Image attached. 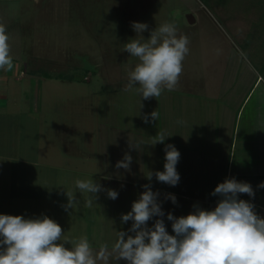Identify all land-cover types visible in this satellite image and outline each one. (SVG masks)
<instances>
[{"label": "crops", "instance_id": "obj_1", "mask_svg": "<svg viewBox=\"0 0 264 264\" xmlns=\"http://www.w3.org/2000/svg\"><path fill=\"white\" fill-rule=\"evenodd\" d=\"M54 16L56 12L42 9L39 0H0V24L10 37L13 57L11 69H0V214L26 218L47 215L60 224L62 233L86 234L99 247L104 243L111 245L117 231L130 227L131 221L121 223L120 217L131 210L132 202L144 190L142 185L151 183L153 190L160 192L158 199L163 201L165 213L170 211L180 217L192 212L193 205L210 210L208 202L219 197L210 193L218 183L235 177L251 184L255 210L264 215V191L257 187L262 182L260 178H264V87L254 107L253 132L242 126L245 104L257 85L264 86L260 75L243 101L231 105L232 91L223 89L222 81L221 87L216 89L208 87L203 78L181 73L175 89L165 90L157 97L163 119L135 122L136 127L130 128L128 138L111 141V153L106 150L111 144L103 140L90 142L94 143L90 151L82 152L76 146L80 138L73 135L77 128L72 123L73 112L66 110L69 104H64L59 120L55 114L58 110L55 96L66 92L72 83L85 82L70 74H57L52 69L56 60L50 56L51 50L55 54L62 32L63 43L67 44V26H60ZM53 22L58 27L53 26ZM43 49L48 50L47 53ZM98 78L99 74L87 81L90 82L88 92L90 88L98 89ZM128 92H134L129 96L131 103L138 96L134 105L139 110L142 98L135 91ZM231 113L229 125L220 121ZM113 126L112 134H107L106 138L123 137L124 123L115 122ZM150 128H156L155 134ZM158 131L170 136L160 143L161 171L165 163L164 146L173 144L180 152L176 165L180 181L176 186L159 182L155 176L151 181L146 177L147 144ZM139 138H143L146 145L141 150L130 147L129 141ZM250 145L255 157L251 164L247 161ZM125 153L133 158L130 170L117 169L116 162L123 159ZM156 170L157 166L151 169ZM87 177L101 183L105 190L118 191V197L112 200L106 191H101L94 201L95 206L88 208L84 197L76 192V199L80 200L78 208L65 211V191L76 179ZM256 177L258 180L254 179ZM168 193L176 196V204L164 199ZM164 219L167 231L173 234L171 222L166 216ZM148 223L151 225L152 221ZM65 246L71 247L67 242Z\"/></svg>", "mask_w": 264, "mask_h": 264}, {"label": "clouds", "instance_id": "obj_2", "mask_svg": "<svg viewBox=\"0 0 264 264\" xmlns=\"http://www.w3.org/2000/svg\"><path fill=\"white\" fill-rule=\"evenodd\" d=\"M136 33L124 43V51L136 57L133 70L128 74L126 89L135 91L143 100L160 97L162 93L175 89L183 70V61L189 53V38L177 35L173 22H165L150 31L147 39L142 33L148 30L147 23L132 22ZM10 37L0 24V69H11ZM143 107L140 99V108ZM159 111L153 110L142 117L145 123L157 121ZM182 123V121H178ZM167 137L164 131L151 137L150 144H163ZM130 147L141 150L146 142L143 138L130 142ZM163 171H147V179L155 176L159 182L176 186L180 181L177 163L180 152L173 144L164 146ZM132 156L125 153L116 162L117 169L130 170ZM258 188H264L262 181ZM138 199L132 202L131 210L121 214V223L131 221L127 230L117 231L115 241L96 247L84 234L69 236L62 233L58 222L47 215L26 218L23 215L0 214V264H264V217L255 210L251 200L239 199L244 193L254 198L250 183L235 177L218 183L212 193L220 197L213 210L193 205L194 210L186 216L176 217L165 213L159 200L160 192L154 191L151 183ZM106 191L107 197L115 200L119 193L104 189L92 177L78 178L65 191V211L78 208L80 200L75 193L84 197L85 207L95 206L98 193ZM176 204L177 198L168 193L164 197ZM165 216L171 222L173 234L166 229ZM149 221H152L149 225ZM65 242L71 247H66Z\"/></svg>", "mask_w": 264, "mask_h": 264}, {"label": "rangeland", "instance_id": "obj_3", "mask_svg": "<svg viewBox=\"0 0 264 264\" xmlns=\"http://www.w3.org/2000/svg\"><path fill=\"white\" fill-rule=\"evenodd\" d=\"M39 2L42 9L56 12L54 17L60 26H67V44L63 43L62 32L55 54L51 50L50 56L56 60L52 69L57 74H70L85 82L72 83L66 92L62 91V94L55 96V106L58 108L55 114L58 120L64 113L62 110L65 103L69 104L66 110L73 112L72 123L77 127L73 135L80 138L76 146L82 152H89L95 142L103 140L111 144L106 149L111 153V141L128 138L130 128H135L137 121L143 120L144 114L156 109L160 111L155 97L142 99L143 107L139 110L135 108L138 96L131 103L129 96L134 92H128L125 87L129 72L138 63L136 57L124 51V43L136 36L131 26L133 21L147 23L148 30L142 33L145 39L160 24L175 23L177 35H186L189 38L190 51L183 61L182 73L201 80L203 78L205 84L211 88H220L222 81V88L232 91L231 105L243 101L244 95L259 75L264 79V0ZM57 23L53 22L52 25L58 27ZM43 50L46 53L48 51ZM97 74L100 75V82L97 80L99 87L90 88L91 91L88 92L90 82L87 81L94 79ZM263 87H255L243 109L242 126L249 132H253L254 107ZM133 108L136 109L135 112ZM231 116L232 113L227 114L220 121L229 125ZM161 119L162 114L157 122ZM217 121L219 125L220 121ZM115 122L124 123L126 126L123 137L106 138L107 134H112L111 129ZM155 129L150 128V131L154 133ZM90 142L94 143L91 145ZM150 142L151 140L148 144ZM147 146L148 153L144 157L146 163L148 162L147 170L157 166V170L161 171V144ZM118 147H121V142H118ZM252 149L250 145L247 156L249 164L255 159ZM254 179L258 180L257 177ZM260 180L264 181V178ZM259 215L264 217L261 213Z\"/></svg>", "mask_w": 264, "mask_h": 264}, {"label": "built area", "instance_id": "obj_4", "mask_svg": "<svg viewBox=\"0 0 264 264\" xmlns=\"http://www.w3.org/2000/svg\"><path fill=\"white\" fill-rule=\"evenodd\" d=\"M238 197H239V199L251 200V197H249L247 194H244V193L238 194ZM219 199H220V197H215L213 200L208 202V206H209L210 210H213L215 208Z\"/></svg>", "mask_w": 264, "mask_h": 264}]
</instances>
